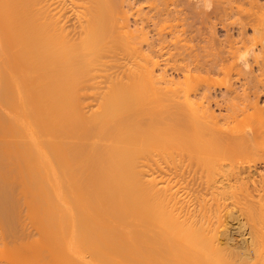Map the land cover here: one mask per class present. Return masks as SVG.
<instances>
[{
    "label": "bare ground",
    "instance_id": "6f19581e",
    "mask_svg": "<svg viewBox=\"0 0 264 264\" xmlns=\"http://www.w3.org/2000/svg\"><path fill=\"white\" fill-rule=\"evenodd\" d=\"M199 1L0 0L21 264H264V3Z\"/></svg>",
    "mask_w": 264,
    "mask_h": 264
},
{
    "label": "rangeland",
    "instance_id": "374dc122",
    "mask_svg": "<svg viewBox=\"0 0 264 264\" xmlns=\"http://www.w3.org/2000/svg\"><path fill=\"white\" fill-rule=\"evenodd\" d=\"M200 1H201V2H200ZM200 1H199L200 3L197 4V9H196L195 12H194L195 14H197L198 18H201V16H202V14H199V13H198V12L201 11V7H202V4H203V3H202L203 1H202V0H200ZM261 3H264V0H261ZM181 6H183V5H181ZM200 6H201V7H200ZM184 7H185V6L180 7V8L182 9V8H184ZM185 9H186V7L184 8V10H185ZM186 10H187V9H186ZM186 10H185L184 12L187 13V17H192V16L194 17V13H193V12H191V11H189V10L186 11ZM234 11H235V10H234ZM190 13H191V14H190ZM191 15H192V16H191ZM197 16H195L196 19H198ZM192 20H193V19H191V20L189 19V20H186L185 22H183L184 26H185L186 24L188 25V23H191ZM232 20H233V19H232ZM232 20H231V21H232ZM198 21H200V20H198ZM205 21H206V20H205ZM231 21H230V22H231ZM205 23H206V22H205ZM187 25H186L185 27H186L187 30H189V29H188L189 27H188ZM184 26L181 25V26H180V29L182 30V28H183ZM204 26H207V23L204 24ZM181 27H182V28H181ZM180 29H179V30H180ZM218 29H219V28H218ZM183 30H184V29H183ZM223 33L225 34V31H224L223 29L220 28V29H219V34H220L222 37H223V35H224ZM191 35H192V34H191ZM192 36H193V35H192ZM195 43H196V42H195ZM213 77L215 78V76H213ZM213 77H212V78H213ZM222 77H223V75L221 76V79H220V80H222ZM235 77H236V76L234 75V76H233V80L237 81V77H236V78H235ZM214 78H213V79H214ZM217 78H218V75H217V77H216L215 79H217ZM219 78H220V77H219ZM219 78H218L217 80H219ZM220 80H219V81H220ZM214 81H216V80H214ZM217 82H218V81H217ZM218 83H220V82H218ZM216 84H217V83H216ZM220 84H221V83H220ZM218 86H219V85H218ZM24 208H25V207H24ZM25 209H26V208H25ZM25 209H23V212H24V213L22 212V213H23V214H22L23 216H24V214H26V211H27V209H26V211H25ZM27 214H28V211H27ZM27 214L24 216V218L27 217V218H25L26 223L24 222V221H25L24 218H22V220H20V222H22V221L24 220V221H23V224L25 223L24 225L26 226V235H27V233L30 235V237H29V235H27V236H28V238H27L28 241L26 240V238H25L24 241H25V242L27 241L26 243H28V244L30 245V246H29L30 248H28V249H30V250H31V253H32V244H31V243L33 242L34 238H31V235L33 234V231H35V230L32 229L33 227L31 228L30 225H32V224H31V221L28 220L29 217H28ZM23 216H22V217H23ZM27 220H28V221H27ZM28 223H30V224H28ZM28 226H29V227H28ZM2 227H3V226L0 224V229H1ZM27 228H28V229H27ZM29 228H30L32 234L29 233V232H30ZM2 230L4 231L3 233H2ZM2 230H0V233H2L3 236H4L7 240H6L3 236H1L2 234L0 235V236H1V237H0V243L3 244V246L0 244V250H1V246H2V250L0 251V254H3V255H4V257H2V256L0 255V256H1L0 261L3 262V261H4V260H3L4 258H5V260H6L7 262L10 261V260H14V259H16L15 261L11 262V264H13V263L15 264V263H18V262H19L18 264H21L22 261H25L26 259L29 258V257H27V256H26V258H25V255H24L23 253H22V254L20 253V252H22V250H23V252H24V250H25V249L22 248V247H23V246H22V243H23L24 241H23L22 239H21V240L18 239V240L21 241V242H20V241L17 240V238H15V241H14V239L12 240V238L9 237V236L6 234L7 237L11 238V239H8V238L5 236V234H4V233H7V232H5V229H4V228H2ZM27 230H29V231H27ZM32 230H33V231H32ZM34 233H35V232H34ZM34 235H35V234H34ZM33 237H34V236H33ZM3 239H4V240H3ZM30 239H31V240L33 239V240L31 241ZM10 240H11V241H10ZM2 241H3V243H2ZM5 241H6V242L9 241V242H8V243H9V244H8V247H7V243H5ZM13 241H14V242H13ZM16 241H17V242H16ZM22 241H23V242H22ZM16 243H20V245L17 246ZM24 244H25V243H24ZM4 246H6V247H4ZM16 247H17V248H16ZM20 247H21V248H20ZM18 248H19V249H18ZM28 249H27V252H26V250H25L26 254H28V252H30V250H28ZM4 250H5V251H4ZM20 250H21V251H20ZM3 251H4V252H3ZM5 252H7V253H5ZM11 253H12V255H11ZM14 253H17L18 255L14 254ZM5 254L7 255V257H6ZM8 255H10V256H12V257L10 258V256H9V258H8ZM13 255H14V257H13ZM15 255H16L17 257H16ZM18 256H20L21 258H18ZM31 256H32V255H31ZM15 257H16V258H15ZM22 257H23V258H22ZM6 258H7V259H6ZM12 258H13V259H12ZM8 259H10V260H8ZM17 259H18V260H17ZM23 259H24V260H23ZM20 260H22V261H20ZM6 261H5V262H6ZM5 262H3V263L6 264L7 262H6V263H5ZM1 264H2V263H1Z\"/></svg>",
    "mask_w": 264,
    "mask_h": 264
}]
</instances>
